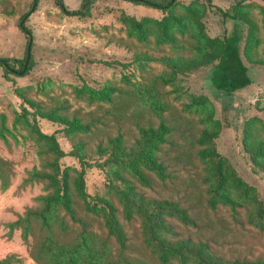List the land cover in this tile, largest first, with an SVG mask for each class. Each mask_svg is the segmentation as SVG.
I'll return each instance as SVG.
<instances>
[{
  "label": "rangeland",
  "instance_id": "1",
  "mask_svg": "<svg viewBox=\"0 0 264 264\" xmlns=\"http://www.w3.org/2000/svg\"><path fill=\"white\" fill-rule=\"evenodd\" d=\"M62 1L69 13L0 0V264H199L164 259L159 239L264 264V177L248 153L264 146V1L93 0L79 14L84 0ZM223 14L245 23L252 77L231 95L211 86L215 62L199 66L232 30ZM121 192L170 207L142 214Z\"/></svg>",
  "mask_w": 264,
  "mask_h": 264
},
{
  "label": "trees",
  "instance_id": "2",
  "mask_svg": "<svg viewBox=\"0 0 264 264\" xmlns=\"http://www.w3.org/2000/svg\"><path fill=\"white\" fill-rule=\"evenodd\" d=\"M37 0H35L36 2ZM93 0H90L88 4H91ZM131 1L136 4H144L151 8L157 10H166L170 8L173 4V0H167V2H163L160 0H127ZM264 1V0H262ZM57 6L63 13H69L66 11L65 6L62 0H56ZM85 2V0H84ZM208 5L211 4V0H206ZM87 4V5H88ZM78 14L80 13L77 12ZM226 18H229L233 21L232 23V30L229 35L223 38V46L220 53L212 57L208 60V62H201L199 66H205L208 63H214V66L211 70L209 81L211 83L212 88L216 91L224 93L226 95H231L234 93L241 92L247 89L252 84V77L250 74V69L246 65L243 60L242 53H241V43H242V30L241 27L244 22L241 19L233 18L227 14H223ZM25 17L21 18L19 27L21 30H24L28 35V30L24 27ZM264 64V62H262ZM0 67L3 68L4 72L8 74L9 72V65L7 61L0 59ZM30 66L27 68H23L18 72L19 74H26L29 70ZM194 66H191L189 69H193ZM60 124H64L66 126H70L66 123V120L60 119L57 121ZM251 156L252 162L256 165V167L260 170L264 177V164L257 163L256 159L258 157H264V146L258 145L257 147L251 149L249 152ZM213 157H217L216 154H213ZM216 173L220 177V164L219 162L216 165ZM78 190L83 195L84 199L87 197L86 194L83 192L82 182L79 179L77 182ZM120 195L126 200L129 205L134 207L139 213L147 214L148 212L153 211H166L170 204L167 201H157V200H149L145 199L142 196L135 194L134 192H121ZM57 199H59L65 207H69L70 200L67 195V188L66 185H62V189L56 193ZM103 210H107L105 205H102ZM95 209V207L91 208ZM110 207V211H111ZM109 214L107 216V223L109 224V228L113 234H117L118 226L115 222V218L113 215ZM156 227L161 228V226L157 225ZM157 228V229H158ZM160 247V252L163 255L164 259H167L169 256H183V255H190L195 256L199 264H222L219 262L218 259L213 258L207 253L199 252L197 247L191 245L187 242H179L175 244H171L166 240L159 239L158 243Z\"/></svg>",
  "mask_w": 264,
  "mask_h": 264
},
{
  "label": "water",
  "instance_id": "3",
  "mask_svg": "<svg viewBox=\"0 0 264 264\" xmlns=\"http://www.w3.org/2000/svg\"><path fill=\"white\" fill-rule=\"evenodd\" d=\"M89 1H90V0H85L84 5H83L82 9L80 10V12H83L84 8H85L86 5L89 3ZM28 37L30 38L31 35L28 34ZM29 58H30V44H29V46H28V48H27L26 61H25L24 69H25L26 66H27V63H28Z\"/></svg>",
  "mask_w": 264,
  "mask_h": 264
}]
</instances>
